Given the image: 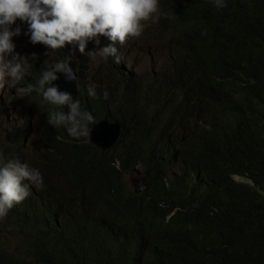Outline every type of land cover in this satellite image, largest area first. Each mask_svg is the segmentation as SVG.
<instances>
[{"label": "clouds", "instance_id": "1", "mask_svg": "<svg viewBox=\"0 0 264 264\" xmlns=\"http://www.w3.org/2000/svg\"><path fill=\"white\" fill-rule=\"evenodd\" d=\"M206 1L217 9L227 6V0ZM188 3L0 0V107L6 109L0 110V231L12 252L21 248L14 254L21 264H34L32 243L41 236L31 223L11 215L23 199L42 202L49 215L57 210L60 217L82 212L91 197L97 208L90 204L87 209L101 215V198L117 204L119 193L148 209L166 208L177 193L176 181L186 175L188 188L179 198L190 208L205 155L252 143L251 133L264 113L259 100L245 91L254 61L242 38L238 65L201 74L196 82L201 92L192 105L158 130L154 149L168 153L171 141L174 156L158 164L136 156L144 139L143 113L155 112L158 94L184 98L173 57L175 52L195 56L185 43L193 28L166 35L193 26ZM247 8L264 29V0H247ZM166 70L171 87L161 83ZM7 89L14 100H32L15 107L3 97ZM101 163L115 174L98 186L93 177ZM220 171L255 185L228 163Z\"/></svg>", "mask_w": 264, "mask_h": 264}, {"label": "trees", "instance_id": "2", "mask_svg": "<svg viewBox=\"0 0 264 264\" xmlns=\"http://www.w3.org/2000/svg\"><path fill=\"white\" fill-rule=\"evenodd\" d=\"M227 5L231 9H217L206 0H189L187 14L195 27L185 43L195 56L175 52L173 57L184 98L158 94L155 112L144 111V139L136 151L143 162L158 164L174 156L173 151L168 157L167 152L154 149L158 130L192 105L201 92L196 83L201 74L209 69L229 71L238 65L242 38L254 61L245 91L259 100L264 113V29L250 14L247 0H227ZM163 82L171 87L169 70L164 72ZM251 136L247 146L205 155L195 204L190 208H184L179 198L188 188V177L183 175L166 208L148 209L119 193L117 204L106 195L101 198V215L87 209L90 204L97 208L92 197L86 198L82 212L61 217L49 215L42 202L23 199L11 215L41 233L32 243L34 264H264V121L256 124ZM225 163L232 172L248 175L255 185L237 182L229 172L220 171ZM114 174L111 165L101 163L93 178L102 186ZM176 207L178 211L167 217ZM143 210L146 212L139 214ZM20 252L19 246L12 252L9 238L0 231V264H21L14 258Z\"/></svg>", "mask_w": 264, "mask_h": 264}, {"label": "bare ground", "instance_id": "3", "mask_svg": "<svg viewBox=\"0 0 264 264\" xmlns=\"http://www.w3.org/2000/svg\"><path fill=\"white\" fill-rule=\"evenodd\" d=\"M224 8H226V9H231V7H230V5H227L226 7H224ZM195 26H186V27H183V29L181 30V31H178V30H174V31H172L169 35H166V38H169V37H171V36H174L175 34H178V33H180V32H183V31H185V30H188V29H192V28H194ZM193 36V34H190V35H188L187 37H192ZM117 47H118V44H117ZM188 48H190V47H188ZM188 48H187V50H185V52L186 51H188ZM166 52V50H164V53ZM165 55H167L168 56V54H165ZM170 56V55H169ZM124 67H127V64H125V65H123ZM124 73L125 74H129V69L127 68L126 69V71H124ZM130 77H132V76H130ZM0 110H2L3 112H5L6 111V109H5V107H0ZM21 133H22V130L19 132V137H18V141L20 142V140H21ZM172 151H173V148H172V145H171V141L169 142V144H168V157L170 156V154L172 153ZM56 213H57V210H55L54 211V216H56ZM52 225L53 226H56V225H58V222H53L52 223Z\"/></svg>", "mask_w": 264, "mask_h": 264}, {"label": "rangeland", "instance_id": "4", "mask_svg": "<svg viewBox=\"0 0 264 264\" xmlns=\"http://www.w3.org/2000/svg\"><path fill=\"white\" fill-rule=\"evenodd\" d=\"M21 52H22L23 55H25L26 54V49L24 47H22ZM156 68L158 69V65H156ZM3 97L7 101H11V105H15V107H18V108H24L32 100V98H30V100L28 98H26L23 102L18 101V100H14L13 92L11 91V89H7V91L3 93ZM237 178L240 179V180L244 179L243 177H239V176Z\"/></svg>", "mask_w": 264, "mask_h": 264}]
</instances>
